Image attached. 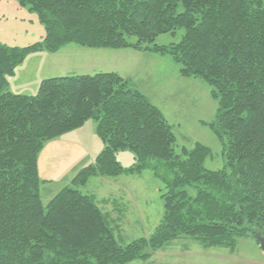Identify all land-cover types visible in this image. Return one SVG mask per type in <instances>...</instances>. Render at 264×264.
<instances>
[{"label": "trees", "instance_id": "1", "mask_svg": "<svg viewBox=\"0 0 264 264\" xmlns=\"http://www.w3.org/2000/svg\"><path fill=\"white\" fill-rule=\"evenodd\" d=\"M17 1L38 15L46 37L24 48L0 44V264H126L182 238L205 249L264 238V0ZM180 29V43L156 45ZM69 44L169 55L184 76L206 82L219 104L213 129L225 168L206 169L211 150L201 144L178 154L160 109L116 73L44 79L36 95L8 89L29 54ZM90 120L104 150L44 206L40 152ZM124 150L134 154L131 168L117 160ZM146 169L165 186V213L149 239L121 246L119 224L82 188Z\"/></svg>", "mask_w": 264, "mask_h": 264}, {"label": "rangeland", "instance_id": "2", "mask_svg": "<svg viewBox=\"0 0 264 264\" xmlns=\"http://www.w3.org/2000/svg\"><path fill=\"white\" fill-rule=\"evenodd\" d=\"M183 35L184 31L180 29L175 34L160 35L155 43L159 46L178 44ZM45 37L44 25L29 7L22 6L17 0H0V44L24 48L43 42ZM39 68H75L77 75H95L98 69L120 75L160 109L173 126L178 154L184 148L192 150L196 144H201L211 150V155L205 160L206 169L219 171L225 168L224 146L213 129L218 118V100L206 82L184 76L181 65L169 55L132 47L89 48L69 44L57 52L29 54L17 67L15 75L8 78V89L15 94L36 95L39 88L33 84L38 79ZM82 130V136L66 142L70 147L77 146L78 150L67 154L65 141L58 144L53 141L40 152L38 166L42 180L50 182L49 189L41 192L44 206L70 183L76 169L93 164L87 162L82 166L92 150H95L96 158L104 150L95 121L86 122ZM86 132L90 137L88 147H85ZM92 137L97 145L92 144ZM117 160L125 168H131L135 163L130 150L120 151ZM164 188L154 172L146 169L141 174L93 178L82 192L94 195L100 207L110 212L117 221L116 225L119 224V230H116L118 244L127 246L138 239H149L154 234L165 213ZM190 193L194 194L192 190ZM126 264H264V252L254 237L240 238L234 249H205L193 239L182 238L147 259H134Z\"/></svg>", "mask_w": 264, "mask_h": 264}, {"label": "crops", "instance_id": "3", "mask_svg": "<svg viewBox=\"0 0 264 264\" xmlns=\"http://www.w3.org/2000/svg\"><path fill=\"white\" fill-rule=\"evenodd\" d=\"M74 69L75 68H39L38 69V79L36 80V83H34L33 85L34 86H37L38 88H39V86H40V84H41V82L44 80V79H48V78H54V77H63V76H72V75H77L76 73H75V71H74ZM98 69H96L95 70V72H97V74L98 73H107V72H102V71H97ZM109 73V72H108ZM96 74V73H95ZM84 128V126L83 127H81V128H79V129H77V130H74V131H72V132H69V133H67V134H65V135H63V136H61V137H59L58 139H55V140H53V141H56L55 143L56 144H58V143H61V141H65V144H66V142L67 141H69L70 139H72L73 137H80V136H82V129ZM91 131V130H90ZM90 131L88 132L89 133V135L91 136V134H90ZM93 133V132H92ZM85 135V140H86V145H85V147H88V145L90 146V144H88V141H89V139H90V137H87V132L84 134ZM60 139H63V140H60ZM91 142H92V144L93 145H97V141L95 140V138H91ZM53 141H50V142H48V144L49 143H54ZM48 146V145H47ZM98 146H99V144H98ZM78 147L77 146H72V147H70V144L69 145H67L66 144V147H65V150H67V154L68 153H70V152H74L75 150H78L77 149ZM99 148H102V145L100 144V146H99ZM95 154H96V152H95V150H92L91 151V153H90V155H89V157H88V160L86 161V163H84V165H82V166H85V164H87V162L88 163H90V162H95ZM95 157V158H94ZM48 159H50V156H49V154H48ZM42 160V159H41ZM38 162H39V160H38ZM39 167V166H38ZM80 168V167H79ZM80 169H76V171H74V172H78ZM75 173V174H76ZM39 174H40V177H41V179L43 178L42 177V175H41V172H40V167H39ZM75 175H73V177H74ZM72 177V178H73ZM72 180V179H71ZM71 180H70V182H71ZM43 181H44V183H43V186H42V189L46 192V190H48L49 189V186H48V184L50 183V182H48V181H46L45 179H43ZM49 191H51V190H49Z\"/></svg>", "mask_w": 264, "mask_h": 264}, {"label": "water", "instance_id": "4", "mask_svg": "<svg viewBox=\"0 0 264 264\" xmlns=\"http://www.w3.org/2000/svg\"><path fill=\"white\" fill-rule=\"evenodd\" d=\"M256 238H257V240L259 241V243H260V247H261V249H262L263 252H264V238H263L261 235H256Z\"/></svg>", "mask_w": 264, "mask_h": 264}]
</instances>
